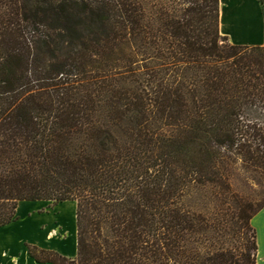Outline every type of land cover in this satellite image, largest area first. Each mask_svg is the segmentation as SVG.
Listing matches in <instances>:
<instances>
[{
  "label": "trees",
  "instance_id": "obj_1",
  "mask_svg": "<svg viewBox=\"0 0 264 264\" xmlns=\"http://www.w3.org/2000/svg\"><path fill=\"white\" fill-rule=\"evenodd\" d=\"M226 40L219 0H0V227L74 201L37 263L256 264L264 47Z\"/></svg>",
  "mask_w": 264,
  "mask_h": 264
},
{
  "label": "crops",
  "instance_id": "obj_2",
  "mask_svg": "<svg viewBox=\"0 0 264 264\" xmlns=\"http://www.w3.org/2000/svg\"><path fill=\"white\" fill-rule=\"evenodd\" d=\"M219 33L230 44L264 47V0H219ZM77 206L74 201H21L17 219L0 227V264H40L27 244L67 258L77 254ZM256 232V264H264V207L250 221Z\"/></svg>",
  "mask_w": 264,
  "mask_h": 264
},
{
  "label": "rangeland",
  "instance_id": "obj_3",
  "mask_svg": "<svg viewBox=\"0 0 264 264\" xmlns=\"http://www.w3.org/2000/svg\"><path fill=\"white\" fill-rule=\"evenodd\" d=\"M219 35L221 38L224 37L220 33ZM226 42L230 44L228 39ZM233 186L234 193L230 200L232 205H235L236 199V202H245L250 209L254 210L264 200V190L256 185L247 186L241 181V179H235ZM250 235H252V231H250Z\"/></svg>",
  "mask_w": 264,
  "mask_h": 264
}]
</instances>
